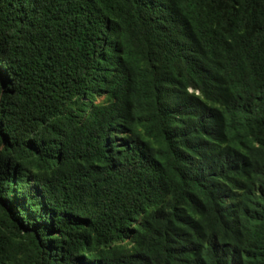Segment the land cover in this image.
Wrapping results in <instances>:
<instances>
[{
    "label": "trees",
    "instance_id": "trees-1",
    "mask_svg": "<svg viewBox=\"0 0 264 264\" xmlns=\"http://www.w3.org/2000/svg\"><path fill=\"white\" fill-rule=\"evenodd\" d=\"M0 264H264V0H0Z\"/></svg>",
    "mask_w": 264,
    "mask_h": 264
}]
</instances>
